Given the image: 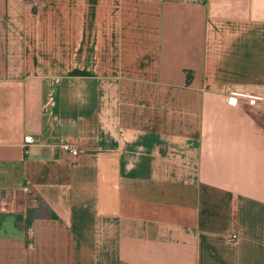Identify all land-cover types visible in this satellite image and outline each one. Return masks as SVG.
Returning <instances> with one entry per match:
<instances>
[{"label": "crops", "instance_id": "obj_1", "mask_svg": "<svg viewBox=\"0 0 264 264\" xmlns=\"http://www.w3.org/2000/svg\"><path fill=\"white\" fill-rule=\"evenodd\" d=\"M229 94H264V0H0V264H264Z\"/></svg>", "mask_w": 264, "mask_h": 264}, {"label": "built area", "instance_id": "obj_2", "mask_svg": "<svg viewBox=\"0 0 264 264\" xmlns=\"http://www.w3.org/2000/svg\"><path fill=\"white\" fill-rule=\"evenodd\" d=\"M227 103L232 106H244L247 103H252L255 105H258L259 107H262L264 109V94L261 97L258 98H249L242 95L237 94H229L227 96ZM38 143H41V140H37ZM58 150L63 158L71 159L78 156V151L74 147V145L70 143H60L58 144ZM21 192L26 193L28 191L26 186L21 187ZM230 240L235 239V235L231 234L229 236Z\"/></svg>", "mask_w": 264, "mask_h": 264}]
</instances>
